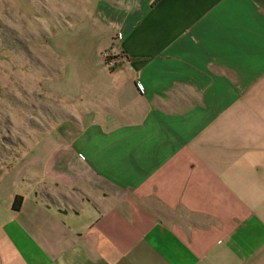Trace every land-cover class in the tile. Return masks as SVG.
<instances>
[{
  "label": "crops",
  "instance_id": "crops-1",
  "mask_svg": "<svg viewBox=\"0 0 264 264\" xmlns=\"http://www.w3.org/2000/svg\"><path fill=\"white\" fill-rule=\"evenodd\" d=\"M49 2L98 74L0 178V264H264V0Z\"/></svg>",
  "mask_w": 264,
  "mask_h": 264
},
{
  "label": "rangeland",
  "instance_id": "rangeland-1",
  "mask_svg": "<svg viewBox=\"0 0 264 264\" xmlns=\"http://www.w3.org/2000/svg\"><path fill=\"white\" fill-rule=\"evenodd\" d=\"M1 5L0 178L11 186L30 172L34 145L78 133L69 129L77 116L68 113L67 97L84 93L82 76L98 74L97 43L49 0H4L3 13Z\"/></svg>",
  "mask_w": 264,
  "mask_h": 264
},
{
  "label": "built area",
  "instance_id": "built-area-1",
  "mask_svg": "<svg viewBox=\"0 0 264 264\" xmlns=\"http://www.w3.org/2000/svg\"><path fill=\"white\" fill-rule=\"evenodd\" d=\"M101 57L103 59L105 66L109 70H111L116 66L117 62L121 58V54L117 50L110 47V48H105L101 51Z\"/></svg>",
  "mask_w": 264,
  "mask_h": 264
},
{
  "label": "trees",
  "instance_id": "trees-1",
  "mask_svg": "<svg viewBox=\"0 0 264 264\" xmlns=\"http://www.w3.org/2000/svg\"><path fill=\"white\" fill-rule=\"evenodd\" d=\"M19 205H20V196H16L13 201L12 208L16 210L18 209Z\"/></svg>",
  "mask_w": 264,
  "mask_h": 264
}]
</instances>
